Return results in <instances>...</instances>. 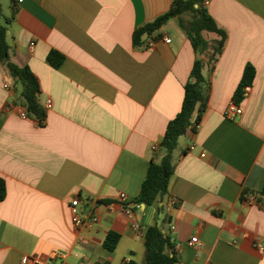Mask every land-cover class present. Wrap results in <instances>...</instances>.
<instances>
[{
    "label": "crops",
    "instance_id": "obj_1",
    "mask_svg": "<svg viewBox=\"0 0 264 264\" xmlns=\"http://www.w3.org/2000/svg\"><path fill=\"white\" fill-rule=\"evenodd\" d=\"M172 2L0 0L11 61L37 76L46 110L42 124L22 118L14 105L21 86L0 66L7 189L0 264H21L25 255H55L53 264H141L144 232L153 224L172 236L179 264H264V201H242L245 188L264 187V0H205L227 38L215 63L204 57L209 101L202 122L179 138L175 174L156 206H129L127 213L119 201L120 193L131 203L139 196L152 147L181 110L197 57L177 18L145 32L144 44L134 42L135 31ZM51 50L65 57L59 67L48 61ZM248 64L256 69L252 91L238 102L243 114L228 118ZM76 197L85 217L98 216L92 229L73 225ZM111 231L120 235L113 252L104 247ZM191 239L198 244L187 245Z\"/></svg>",
    "mask_w": 264,
    "mask_h": 264
},
{
    "label": "trees",
    "instance_id": "obj_2",
    "mask_svg": "<svg viewBox=\"0 0 264 264\" xmlns=\"http://www.w3.org/2000/svg\"><path fill=\"white\" fill-rule=\"evenodd\" d=\"M3 10L0 3V66H4L11 78L21 86V91L14 101V105L25 110L29 117L42 124L46 117V110L40 103L41 87L39 79L27 66H19L11 61L10 45L7 41V26L2 23ZM177 18L180 27L187 34L188 39L197 55L193 64L190 77L184 86V99L180 112L172 119L166 128L165 135L155 151L136 203L149 207L168 194L169 183L177 168L175 151L181 136L196 133L202 122L203 115L209 101V85L204 75L205 60L215 63L221 55L226 32L221 29L205 6V0H173L171 8L153 21L147 23L134 33V42L144 44L142 35L145 32L152 34L164 26L170 19ZM10 21V20H8ZM215 33L219 36L214 42L205 37V33ZM64 55L57 50H51L48 61L53 67H59L64 60ZM256 75V69L248 64L235 93L234 100L238 103L243 99V88L251 85ZM17 90V88H15ZM7 193L6 182L0 176V203ZM254 194L258 204H263L264 187L261 191L243 190L242 201ZM157 213L162 207L157 206ZM120 239L114 231L108 233L104 247L113 252ZM145 254L141 264H177L180 259L176 251V243L170 234L163 232L157 224L148 226L144 232ZM128 264H134L129 261Z\"/></svg>",
    "mask_w": 264,
    "mask_h": 264
},
{
    "label": "built area",
    "instance_id": "obj_3",
    "mask_svg": "<svg viewBox=\"0 0 264 264\" xmlns=\"http://www.w3.org/2000/svg\"><path fill=\"white\" fill-rule=\"evenodd\" d=\"M23 1L24 0H17L18 3H22ZM165 41L167 43L171 42L170 39H165ZM6 87L8 88V85H6ZM251 91H252L251 85L244 86L243 94H242L243 98L248 97L249 94L251 93ZM47 107L48 108L51 107V101L50 100L47 102ZM19 113H20V116L22 118H30L28 113L25 110L20 109ZM242 114H243V109L239 105V103H237L235 100L232 101L228 105V108L226 111V116L228 118L233 119L236 116H240ZM158 149H159L158 145H154L152 147L153 151H157ZM119 201L127 213L131 212L129 206H131L134 209H140L141 208L140 203H136V202L131 203L129 196L126 193H120ZM176 202L177 201L175 199L172 200L173 204H175ZM245 203H247L248 205H257L258 204L257 197L254 194H251ZM71 210H72V222H73V225L75 227H85L87 229H92L99 222V218L95 214H93L90 218L85 217L84 210L81 207V201L78 197L73 199V201L71 203ZM136 227L139 228L138 225H136ZM196 244H198V243H197V241H195V239H191L187 243V245H189V246H194ZM258 246L260 247L261 250H264V247L261 244H259ZM54 257H55V255L51 256L50 258H44L41 256H35V255H33V256L32 255H25L21 259V264H53L51 261V258H54ZM128 263H129V260H125L123 262V264H128ZM77 264H90V262L88 260H82ZM177 264H179V263H177Z\"/></svg>",
    "mask_w": 264,
    "mask_h": 264
}]
</instances>
